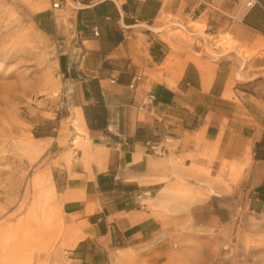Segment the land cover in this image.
<instances>
[{"label": "crops", "instance_id": "crops-1", "mask_svg": "<svg viewBox=\"0 0 264 264\" xmlns=\"http://www.w3.org/2000/svg\"><path fill=\"white\" fill-rule=\"evenodd\" d=\"M64 1L74 38L62 68L86 143L61 193L70 262L130 264L125 253L143 244L150 224L146 196L189 172L202 173L196 204L216 199L207 218L229 222L240 206L264 212V77L196 58L158 22L164 0ZM239 22L264 34L257 6ZM153 143L167 153L152 154ZM53 218L62 223L57 211Z\"/></svg>", "mask_w": 264, "mask_h": 264}, {"label": "rangeland", "instance_id": "rangeland-1", "mask_svg": "<svg viewBox=\"0 0 264 264\" xmlns=\"http://www.w3.org/2000/svg\"><path fill=\"white\" fill-rule=\"evenodd\" d=\"M164 1L158 22L196 58L264 77V34L239 22L245 0ZM73 20L64 0H0V264H72L61 193L83 166L86 144L62 68ZM201 174L175 176L159 196H146L150 224L143 244L125 253L130 264H264V212L240 206L229 222L207 218L216 199L196 204Z\"/></svg>", "mask_w": 264, "mask_h": 264}, {"label": "built area", "instance_id": "built-area-1", "mask_svg": "<svg viewBox=\"0 0 264 264\" xmlns=\"http://www.w3.org/2000/svg\"><path fill=\"white\" fill-rule=\"evenodd\" d=\"M62 6V3L60 1L53 2L52 9H60ZM245 6L247 10H251L254 7L258 6L262 12H264V4L260 2V0H245ZM150 151L152 154L156 156H163L165 153H167L168 149L165 146H160L156 143L149 144Z\"/></svg>", "mask_w": 264, "mask_h": 264}, {"label": "bare ground", "instance_id": "bare-ground-1", "mask_svg": "<svg viewBox=\"0 0 264 264\" xmlns=\"http://www.w3.org/2000/svg\"><path fill=\"white\" fill-rule=\"evenodd\" d=\"M71 91V90H70Z\"/></svg>", "mask_w": 264, "mask_h": 264}]
</instances>
